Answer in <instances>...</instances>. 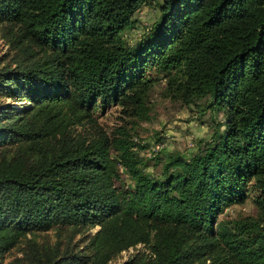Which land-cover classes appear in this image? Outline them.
I'll list each match as a JSON object with an SVG mask.
<instances>
[{
    "label": "trees",
    "instance_id": "obj_1",
    "mask_svg": "<svg viewBox=\"0 0 264 264\" xmlns=\"http://www.w3.org/2000/svg\"><path fill=\"white\" fill-rule=\"evenodd\" d=\"M144 1L0 0V20L40 53L0 66V94L31 102L0 107L1 254L27 232L88 223L92 254L35 246L32 264H105L137 242L150 252L133 264H264V0H161L129 43ZM160 75L171 98L223 113L196 150L159 148L154 172L125 125L76 131L115 100L147 119ZM249 183L256 213L219 217Z\"/></svg>",
    "mask_w": 264,
    "mask_h": 264
},
{
    "label": "rangeland",
    "instance_id": "obj_2",
    "mask_svg": "<svg viewBox=\"0 0 264 264\" xmlns=\"http://www.w3.org/2000/svg\"><path fill=\"white\" fill-rule=\"evenodd\" d=\"M160 2L161 0H145L140 4L134 13L135 27L125 34L129 43L136 42L150 30L158 18ZM14 31L15 27L0 20V66L13 67L18 61H23L27 54H31L29 60L40 56L34 48L24 42H18ZM160 77L161 81L155 83L150 93V111L147 119H136L129 116L126 114V105L115 100L106 106L98 105L94 108L90 120L76 124V131L86 136L103 132L111 137L118 126L125 125L135 140L145 144L139 148V153L148 159L147 169L154 172L159 169L160 164L153 165L152 156L161 147L167 150H179L187 156L211 136L219 123L221 124L224 118L223 113L221 111L212 112L205 107L206 98L198 99L196 103L190 104H183L171 98L164 90L165 79L162 75ZM5 104L21 107L31 102L26 96L0 94V107ZM10 148V145H6L2 151L9 154L10 151L12 152ZM123 174L126 177V174ZM126 179L129 183L128 177ZM247 189L248 194L245 201L242 204L228 206L219 217H234L240 213L255 214L257 208L254 197L261 191L254 183H249ZM99 228V224L88 223L54 224L46 229L27 232L7 252L0 253V264H32L29 252L35 246L57 247L60 253L66 250H82L87 254H92V237ZM148 252H150L148 244L137 242L111 256L105 264H127L132 262L130 260L136 253L146 254Z\"/></svg>",
    "mask_w": 264,
    "mask_h": 264
}]
</instances>
